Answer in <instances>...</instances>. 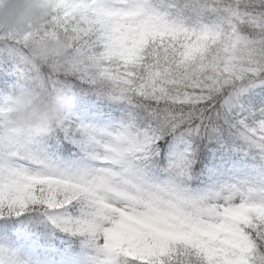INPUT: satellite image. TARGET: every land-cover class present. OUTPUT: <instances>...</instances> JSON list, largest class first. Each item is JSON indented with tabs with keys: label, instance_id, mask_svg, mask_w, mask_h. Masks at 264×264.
I'll use <instances>...</instances> for the list:
<instances>
[{
	"label": "snow or ice",
	"instance_id": "1",
	"mask_svg": "<svg viewBox=\"0 0 264 264\" xmlns=\"http://www.w3.org/2000/svg\"><path fill=\"white\" fill-rule=\"evenodd\" d=\"M47 4L0 32L16 83L86 85L119 114L0 144V264H264V0ZM52 39L76 62L33 68Z\"/></svg>",
	"mask_w": 264,
	"mask_h": 264
},
{
	"label": "clouds",
	"instance_id": "2",
	"mask_svg": "<svg viewBox=\"0 0 264 264\" xmlns=\"http://www.w3.org/2000/svg\"><path fill=\"white\" fill-rule=\"evenodd\" d=\"M51 8L47 0H0V32L24 33L43 26ZM64 40H49L30 54L32 67L60 70L76 62ZM76 95L62 89L33 87L26 79L16 83L8 96L11 111L0 121V144L34 143L52 136L74 111Z\"/></svg>",
	"mask_w": 264,
	"mask_h": 264
},
{
	"label": "trees",
	"instance_id": "3",
	"mask_svg": "<svg viewBox=\"0 0 264 264\" xmlns=\"http://www.w3.org/2000/svg\"><path fill=\"white\" fill-rule=\"evenodd\" d=\"M5 66V67H4ZM0 67L4 68L6 73L7 72H13L15 65L13 61L4 53H0ZM17 80V76H16ZM88 86H84L85 91L79 92L77 95L80 96L84 100H90L95 101L100 107L101 114L103 115V118L106 119L108 123H113L116 116H118V104L114 101H111L110 99L106 97L97 96L95 93L91 91H87ZM8 93L11 91L10 88L4 87Z\"/></svg>",
	"mask_w": 264,
	"mask_h": 264
},
{
	"label": "rangeland",
	"instance_id": "4",
	"mask_svg": "<svg viewBox=\"0 0 264 264\" xmlns=\"http://www.w3.org/2000/svg\"><path fill=\"white\" fill-rule=\"evenodd\" d=\"M0 78L1 79H4V78H8L7 75H0ZM3 84H7V81L3 80L1 81L0 80V85ZM8 86H11V84L8 82L7 84ZM5 96H6V93H4L3 89L0 88V103H3L4 102V99H5ZM82 105H83V101L80 100L78 97L76 99V106H75V109H74V112L80 117L82 118L84 121L88 122V123H93V124H96L100 127H107L108 125H103V122L101 121V119L99 118V116L96 118V116L92 115L89 111V108H82ZM99 118V121L97 122H94L96 119Z\"/></svg>",
	"mask_w": 264,
	"mask_h": 264
}]
</instances>
